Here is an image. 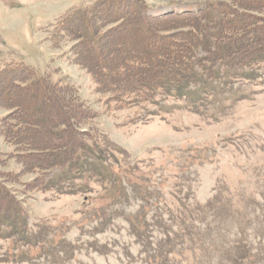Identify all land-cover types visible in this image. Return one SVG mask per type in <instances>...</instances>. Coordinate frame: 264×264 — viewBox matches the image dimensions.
Masks as SVG:
<instances>
[{
    "label": "rangeland",
    "instance_id": "1",
    "mask_svg": "<svg viewBox=\"0 0 264 264\" xmlns=\"http://www.w3.org/2000/svg\"><path fill=\"white\" fill-rule=\"evenodd\" d=\"M236 1L0 0V122L20 95L15 85L58 89L86 106L78 128L91 151L76 148L30 171L0 125V199L7 192L16 202H0V264H264V63L252 72L215 64L214 78L204 71L169 95L120 107L107 102L81 49L95 39L109 82H122L124 62L171 47L139 35L150 20L247 8ZM207 14L199 21L209 33L218 12ZM187 29L162 31L175 38ZM203 32L192 31L199 46L189 73L208 56ZM43 96L33 90L23 99L37 118L53 110L32 111Z\"/></svg>",
    "mask_w": 264,
    "mask_h": 264
},
{
    "label": "trees",
    "instance_id": "2",
    "mask_svg": "<svg viewBox=\"0 0 264 264\" xmlns=\"http://www.w3.org/2000/svg\"><path fill=\"white\" fill-rule=\"evenodd\" d=\"M247 1L248 3L245 5L247 8H240L232 5L225 6L223 4L222 10L219 11L216 8H207L206 6L203 7L204 9H201L200 12L198 11L197 15L194 13L193 15L191 14L189 19H184L188 18L187 13L173 19L170 17H161L157 21L150 20L152 27L150 26L148 28L146 26L144 28L145 30L139 35L146 38L147 44L159 40L171 44V47H168L165 51L153 50L154 52H152L149 50L147 52L148 55L142 58L133 56L132 58L135 59L133 60L135 64L131 63L132 60H130V62H124L126 63L125 66L121 68L122 70H118L119 78L124 79L122 82H109L111 78L110 72H108L104 66L107 63L103 61V53L100 55L97 44L95 45V39L87 40L85 47L81 48L82 53L85 54L86 66L90 67L91 71L97 77L99 82L97 87L103 92L110 93L107 102L118 101L117 104H119L120 107L137 103H148L157 93H160V95L162 93L169 95L168 89L170 87H172L171 89L178 90V87L190 78H193L195 82H197L199 78L203 77L200 75L205 72L207 73H205L204 78H214L212 75L216 70L212 69V67L215 64H217V66L220 65L222 62H226L227 65L233 66L231 67L232 69L252 68L250 72L256 71V69L264 63V16L258 15L259 11H263L264 14V0H261V4L256 3V0ZM238 2L242 4V0H238ZM238 2L236 3L237 5ZM254 5L258 8L253 9ZM97 11H99V8ZM137 11L136 8L132 10V15H138L139 13ZM207 12L210 15H215L218 12V14L213 17L214 20L218 21L214 24L213 30L209 33L206 30V26L209 25L205 24V26H203L199 21L200 19L206 18L205 15H208ZM204 13L205 15L203 18L199 19V14ZM81 17L82 15L80 14V17L77 19L80 20ZM183 20H189V22L186 23L189 26L181 23L177 25L173 24L174 21L181 22ZM162 24L169 25L164 27ZM153 25H155V27H153ZM197 26H200L199 29ZM225 26L226 36L219 35V28ZM230 26H233V28H230ZM159 27H163L164 29H160ZM187 27H190L191 30H188ZM177 28H185L187 31L183 30L175 34V38L167 36L165 34L166 32H164L165 30L169 31ZM202 28L204 29V46L208 56L204 57L203 62L198 64L201 67L199 73L194 70L189 73V67L193 68V65H189V59L199 46L198 40L196 39L198 35H194L192 31L197 32V30L200 31ZM242 29L245 30L243 34H241ZM237 30H239V34ZM86 31L88 33V29H86ZM77 33L82 32L77 31ZM186 40L189 41V46H187L186 43L184 44ZM104 43L106 42H103V44ZM114 48L116 47L114 46L113 49ZM142 63H145L142 73H131V69L141 67ZM17 78L18 80L23 79L20 76H17ZM204 80L206 81V79ZM0 86L3 85L0 84ZM12 89L16 94L20 95L14 97L15 99L9 100V102H11L9 106L13 108L12 114L1 120V132L8 136L11 142L17 144L16 148L18 153L15 155H21V158L26 162L25 165L30 167V171L35 167L42 168L46 165H51L52 162L59 158H63L68 153H75L76 148L86 152V147L83 145L82 138H80L84 134L79 133L80 128H78V125L83 120V117H80V115L82 116V113L84 114L86 106L83 107V104L80 103V108H77L72 99H68L70 104L66 105L64 102H68V100L66 101L65 98L59 96L58 89L52 90L50 87L40 84L26 86H21V84H19L17 86L15 85ZM33 90H41L44 96L40 97L37 101L39 106L36 108L33 107L32 111L36 112L42 109V111L47 112L49 108H53L44 118H37L34 113L28 109L29 106L23 101V99L26 98L25 94H29V92ZM0 92L6 94V92L2 91V87ZM62 101L64 102L62 103ZM70 115L76 116L75 118L73 116L69 118ZM9 117L14 118V122H11ZM31 121H37L38 124L29 125ZM30 132H42L46 137L43 140H38L37 137L34 134H30ZM26 143L28 144L25 145ZM90 152H86L85 154H89ZM1 196L3 197L0 199L1 207L4 201L7 207L15 205V200L7 192L4 194L1 193ZM5 211L3 210L2 213Z\"/></svg>",
    "mask_w": 264,
    "mask_h": 264
}]
</instances>
